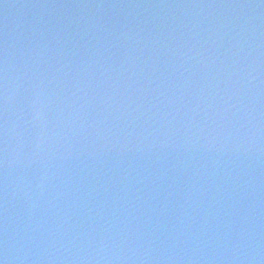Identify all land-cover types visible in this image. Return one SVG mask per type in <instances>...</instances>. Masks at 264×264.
Wrapping results in <instances>:
<instances>
[{
  "label": "water",
  "instance_id": "obj_1",
  "mask_svg": "<svg viewBox=\"0 0 264 264\" xmlns=\"http://www.w3.org/2000/svg\"><path fill=\"white\" fill-rule=\"evenodd\" d=\"M3 264H264V0H0Z\"/></svg>",
  "mask_w": 264,
  "mask_h": 264
},
{
  "label": "snow or ice",
  "instance_id": "obj_2",
  "mask_svg": "<svg viewBox=\"0 0 264 264\" xmlns=\"http://www.w3.org/2000/svg\"><path fill=\"white\" fill-rule=\"evenodd\" d=\"M0 264H3V261L2 260H0Z\"/></svg>",
  "mask_w": 264,
  "mask_h": 264
}]
</instances>
